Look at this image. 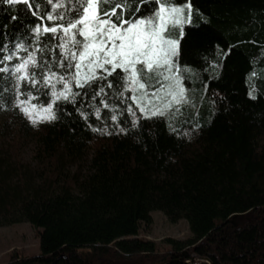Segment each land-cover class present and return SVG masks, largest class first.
<instances>
[{"label":"trees","instance_id":"16d2710c","mask_svg":"<svg viewBox=\"0 0 264 264\" xmlns=\"http://www.w3.org/2000/svg\"><path fill=\"white\" fill-rule=\"evenodd\" d=\"M130 2L134 10L139 0ZM192 5L178 65L198 89H189L182 119L146 120L130 92L136 128L125 103L105 109L101 97H77L64 115L58 103L59 119L36 125L0 108V227L28 222L41 246L40 255L15 254L5 264H264V0ZM24 7L0 3L7 50L25 26H52ZM46 8L40 0V15ZM168 35L178 39L179 28ZM103 99L111 106L115 98L109 90ZM154 211L187 220L193 237L166 238L170 249L159 252L140 237Z\"/></svg>","mask_w":264,"mask_h":264},{"label":"snow or ice","instance_id":"6c2138e0","mask_svg":"<svg viewBox=\"0 0 264 264\" xmlns=\"http://www.w3.org/2000/svg\"><path fill=\"white\" fill-rule=\"evenodd\" d=\"M32 2L35 9L30 0H7L10 6H26L22 12L52 26H25L22 33L13 34L11 50L4 42L7 38L0 36V108H15L36 125L58 120V103L64 115V104L75 105L77 97H101L105 109L119 108L116 100L125 103L136 128L139 118L127 93L146 120L164 117L174 107L179 111L186 101L178 61L184 27L192 24V0H180L179 6L172 0H139L134 10L130 0H43L44 15L40 0ZM196 12L200 14L199 8ZM176 28L178 39L168 35ZM109 90L115 98L111 106L103 99ZM249 96L255 99L252 91ZM94 115L100 118V108ZM110 119L117 122L118 117L112 114Z\"/></svg>","mask_w":264,"mask_h":264},{"label":"rangeland","instance_id":"374dc122","mask_svg":"<svg viewBox=\"0 0 264 264\" xmlns=\"http://www.w3.org/2000/svg\"><path fill=\"white\" fill-rule=\"evenodd\" d=\"M173 37L175 36L173 35L171 38ZM181 68L182 66H179V75L185 79L190 78V71L186 69V71L189 73L187 74L182 72ZM183 85L186 89V101L182 102L178 106L179 111H177L176 107H174L173 109L169 110L168 113L172 114L174 118H179V120L185 115V108L190 103L188 98L189 89L191 91H193V87L195 90L198 89L194 82L190 86L186 84L184 79ZM204 101L205 100H203L202 105H204ZM194 109L198 110L197 106H195ZM32 151L33 146L31 144L26 145L22 150V155L28 159L32 156ZM152 216L154 220L153 224L150 227L143 226L140 237L146 240L154 241L157 244L159 252H166L170 249L169 245L165 242L166 238L187 240L193 237V233L187 220L182 219L177 223H173L161 211H154ZM15 254L21 257L38 256L41 254L38 230L28 222L0 227V264L9 262L11 257Z\"/></svg>","mask_w":264,"mask_h":264},{"label":"water","instance_id":"95a60500","mask_svg":"<svg viewBox=\"0 0 264 264\" xmlns=\"http://www.w3.org/2000/svg\"><path fill=\"white\" fill-rule=\"evenodd\" d=\"M194 260H195V258L191 261V263H194ZM171 261L169 260L168 262H165V263H162V264H167V263H170ZM210 264H212V263H210Z\"/></svg>","mask_w":264,"mask_h":264}]
</instances>
